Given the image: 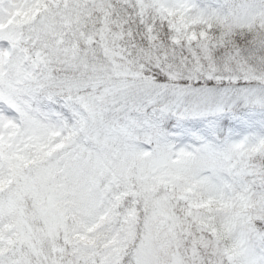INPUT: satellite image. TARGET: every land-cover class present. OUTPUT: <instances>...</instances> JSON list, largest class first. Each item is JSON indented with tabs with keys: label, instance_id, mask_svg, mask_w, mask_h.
Here are the masks:
<instances>
[{
	"label": "snow or ice",
	"instance_id": "6c2138e0",
	"mask_svg": "<svg viewBox=\"0 0 264 264\" xmlns=\"http://www.w3.org/2000/svg\"><path fill=\"white\" fill-rule=\"evenodd\" d=\"M0 264H264V0H0Z\"/></svg>",
	"mask_w": 264,
	"mask_h": 264
},
{
	"label": "trees",
	"instance_id": "16d2710c",
	"mask_svg": "<svg viewBox=\"0 0 264 264\" xmlns=\"http://www.w3.org/2000/svg\"><path fill=\"white\" fill-rule=\"evenodd\" d=\"M189 123H191V122H189ZM193 130H194V131H200L201 129H199V128H194Z\"/></svg>",
	"mask_w": 264,
	"mask_h": 264
},
{
	"label": "rangeland",
	"instance_id": "374dc122",
	"mask_svg": "<svg viewBox=\"0 0 264 264\" xmlns=\"http://www.w3.org/2000/svg\"><path fill=\"white\" fill-rule=\"evenodd\" d=\"M225 131H227V130H225Z\"/></svg>",
	"mask_w": 264,
	"mask_h": 264
}]
</instances>
